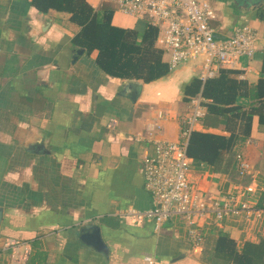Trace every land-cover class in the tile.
<instances>
[{"label":"crops","instance_id":"0c3cea01","mask_svg":"<svg viewBox=\"0 0 264 264\" xmlns=\"http://www.w3.org/2000/svg\"><path fill=\"white\" fill-rule=\"evenodd\" d=\"M87 1L94 9L112 7L116 26L138 33L146 27L108 1ZM210 1L217 37L243 25L256 32L252 57L240 60L246 70L234 74L255 85L263 75L264 20L257 13L264 2ZM78 29L64 12L43 14L30 0H0V264L10 261L7 239L26 242V264H148L146 258L206 264L203 249L220 232L238 247L264 238V225L253 230L226 220L208 227L203 245L193 247L178 220L155 229L151 221L135 224L120 214L150 207L141 159L154 143L178 138L188 111L183 90L197 78L203 58L149 83L111 77L95 64L96 51L88 55L72 45ZM196 130L228 134L202 120ZM232 153L249 163L246 185L264 206V123L257 116ZM191 179L207 198L246 186L228 172L194 163Z\"/></svg>","mask_w":264,"mask_h":264},{"label":"built area","instance_id":"2783aa9c","mask_svg":"<svg viewBox=\"0 0 264 264\" xmlns=\"http://www.w3.org/2000/svg\"><path fill=\"white\" fill-rule=\"evenodd\" d=\"M117 11L143 20L156 28V47L163 51L170 71L182 63L203 58L197 78L204 82L216 76L221 69L246 70L242 58H251L256 32L248 25L237 27L228 37H217L213 21L216 12L210 0H103ZM239 77H242L240 73ZM206 100L197 94L188 98V111L180 121L179 136L174 141L153 144L141 159L145 190L150 207H128L121 211L132 223L151 221L155 229L169 219L180 221L186 239L193 247H201L205 230L220 227L226 220L242 223V228L260 230L264 225V206L253 199V187L220 196L206 197L191 179L192 160L187 154L191 132L205 115ZM240 175H248L250 166L241 155L235 156ZM10 250L9 264H26L30 248L19 239H7L3 245ZM154 264L152 258H146Z\"/></svg>","mask_w":264,"mask_h":264},{"label":"trees","instance_id":"16d2710c","mask_svg":"<svg viewBox=\"0 0 264 264\" xmlns=\"http://www.w3.org/2000/svg\"><path fill=\"white\" fill-rule=\"evenodd\" d=\"M30 5L43 14H68L79 28L71 39L72 45L83 48L88 55L96 51L95 64L108 76L149 83L170 73L163 51L155 46L157 30L153 26L146 25L142 33L116 26L111 22L112 7L94 9L87 0H30ZM257 16L264 20V5ZM234 74L235 71L221 69L204 82L193 78L184 87L186 100L197 94L206 100L203 125L228 133L191 132L187 154L194 164L228 172L231 179L246 185L250 182L248 175L238 173L232 151L239 136H248L253 116L264 123V57L263 75L255 85H248ZM202 260L206 264H264V238L245 241L238 247L229 234L220 232L205 245Z\"/></svg>","mask_w":264,"mask_h":264},{"label":"water","instance_id":"95a60500","mask_svg":"<svg viewBox=\"0 0 264 264\" xmlns=\"http://www.w3.org/2000/svg\"><path fill=\"white\" fill-rule=\"evenodd\" d=\"M237 1L239 2V0H237ZM246 1L249 2V3L258 2V4H262L264 2V0H246ZM82 52H83V49H78V50H76V55H80ZM76 57L77 56H74L75 59H76ZM1 219H2V211H1V208H0V222H1Z\"/></svg>","mask_w":264,"mask_h":264},{"label":"rangeland","instance_id":"374dc122","mask_svg":"<svg viewBox=\"0 0 264 264\" xmlns=\"http://www.w3.org/2000/svg\"><path fill=\"white\" fill-rule=\"evenodd\" d=\"M123 16H124V17H130L129 15L127 16V15H124V14H123ZM126 19H127V18H126Z\"/></svg>","mask_w":264,"mask_h":264}]
</instances>
